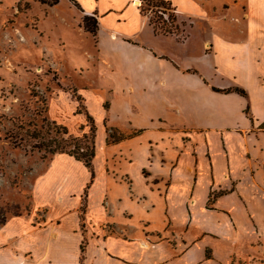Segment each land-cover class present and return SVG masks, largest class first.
<instances>
[{
    "label": "crops",
    "instance_id": "1",
    "mask_svg": "<svg viewBox=\"0 0 264 264\" xmlns=\"http://www.w3.org/2000/svg\"><path fill=\"white\" fill-rule=\"evenodd\" d=\"M63 1L80 17L90 15L96 19L99 51L105 47L117 54V48L131 45L127 55L140 53L134 65L132 59L126 61L131 64V74L135 68L139 73L146 72L144 86L163 88L165 80L151 78L154 61H159L154 69L157 72L162 65L160 59L166 55L153 53L137 37L148 25L155 34L177 37L180 43L187 39L185 30L181 35L155 32L148 16L133 5L134 0H58ZM165 1L171 3L176 16L204 14L200 0ZM238 1L229 0L228 4ZM242 17L246 37L236 43L237 48H227L230 53L242 55L236 73L246 79L242 89L247 95L216 91L203 74L180 71L166 56L167 63L185 81L192 77L198 93L206 96L205 104L196 100L188 103L191 115L181 114L174 122L160 115L142 118L149 125L129 115L121 123L108 118L111 128L135 129L132 137L112 147L124 155V146L138 143L145 160L139 176L134 179L121 171L122 178L109 172L106 151L111 147L104 149L99 144L105 158L104 163L95 162L92 167L86 226L80 224L76 209L81 196H71V207L67 209L66 200L57 195L51 203L53 208L40 221L33 215H21V219H10L0 226V264H264V130L259 128L264 121V0H246ZM128 38L131 43L126 42ZM211 46L210 42L206 53L212 52ZM99 57L102 65L115 69L106 55ZM123 68L119 64V70ZM251 79L257 84L249 83ZM167 101L176 108L175 103ZM129 103L132 105L127 99V106ZM112 106L113 102L110 109ZM247 106L251 113L246 114ZM179 132L191 138L186 145L178 141ZM172 134L174 140L161 139ZM156 137L160 143H155ZM194 141L196 155H191L188 144ZM154 146L159 153L169 146L176 152L174 159H154L150 154ZM127 162L132 159L129 157ZM146 169H150L149 175H144Z\"/></svg>",
    "mask_w": 264,
    "mask_h": 264
},
{
    "label": "rangeland",
    "instance_id": "2",
    "mask_svg": "<svg viewBox=\"0 0 264 264\" xmlns=\"http://www.w3.org/2000/svg\"><path fill=\"white\" fill-rule=\"evenodd\" d=\"M228 3L229 0H200L204 14L180 17L171 3L162 6L157 0H141L138 6L154 24L155 32L169 29L181 35L185 30L188 35L179 43L177 37L155 34L147 25L137 38L153 53L168 56L180 71L200 72L215 85L212 88H245L246 79L236 73L242 55L230 53L227 47L237 48L236 43L246 37L243 33L247 29L242 24L246 0L232 6ZM68 4L58 0H0V226L10 219H21V215H33L40 221L53 208L51 203L57 195L66 200L64 204L69 208L70 197L79 194L81 204L76 209L84 228L90 170L69 153L59 152L56 146L73 148L70 137H75L85 149L93 140V168L95 162L104 163L99 146L111 147L106 151L108 171L122 178L124 171L136 179L145 163L142 149L133 142L123 147L122 155L112 147L115 143L109 136L112 125L108 118L121 123L129 115L149 125L143 120L160 115L174 122L180 120L181 114L191 115L188 103L206 101L205 94L198 93L190 80L192 77L185 81L167 63L166 56L160 59L162 65L156 69V76L154 69L159 61H154L151 70L152 80H165L163 88L144 86L146 72L139 73L135 68L131 74V64L126 63L132 59L134 65L140 53L136 51L130 57L127 54L131 45L125 44L126 48H117L118 53H114L122 57L119 61L105 47L99 51L96 31L91 33L86 27L96 19L90 15L80 17ZM128 21L131 23L132 18ZM192 22L194 26L189 25ZM210 42L212 52L208 54ZM100 54L108 57L115 67L113 71L101 64ZM119 64L124 71L119 70ZM249 83L257 84L253 79ZM127 99L132 105L127 106ZM167 100L178 109L167 105ZM88 116L94 120L93 131ZM133 132L135 129L127 127L118 128L115 134L126 136ZM184 133L179 132L177 139L186 145L191 138ZM174 137L160 138L169 142ZM155 139L160 143L161 139ZM196 144H188L191 155H196ZM156 148L150 153L154 159H174L176 152L169 146L162 153ZM149 170H144V175H149ZM85 241L86 236L82 244Z\"/></svg>",
    "mask_w": 264,
    "mask_h": 264
},
{
    "label": "trees",
    "instance_id": "3",
    "mask_svg": "<svg viewBox=\"0 0 264 264\" xmlns=\"http://www.w3.org/2000/svg\"><path fill=\"white\" fill-rule=\"evenodd\" d=\"M157 2L159 4H161L162 6H165L166 4H169V2L165 1V0H157ZM86 19H88V18H86ZM86 27H87L88 31H90L91 33H94L96 31V28H97V22L95 21L92 24L88 22ZM164 32H163V34H169L171 31L169 29H165ZM214 89L216 91H226V92L234 91V92H236V93H238L240 95H243V96L247 95L245 90L242 89V88H234L233 90H231V89L221 90V89H218V88H214ZM245 112H246V114L249 113V107L248 106L246 107ZM88 118L90 119V122L92 123L91 124V130L93 131V129H94V120H93V118L91 116H88ZM259 128L264 130V121L260 124ZM110 131L111 132H110L109 136L112 139L111 141L113 143L119 142V141H121L123 139H126V138H130L136 133V132H133L131 134H128V135L124 136L122 134H118V135L115 134L116 131H118L117 128H110ZM70 139L74 141L73 148L67 149L65 145L58 144L56 146V149L59 152H67L70 155L74 156L77 160L82 161L84 163V165L91 171V178H93L94 173H93V170H92V160H93V158L95 156L94 141L92 140L90 142V145L85 146V149H84L82 147V145L78 143V139L77 138L70 137ZM53 152H55V151H53Z\"/></svg>",
    "mask_w": 264,
    "mask_h": 264
},
{
    "label": "bare ground",
    "instance_id": "4",
    "mask_svg": "<svg viewBox=\"0 0 264 264\" xmlns=\"http://www.w3.org/2000/svg\"><path fill=\"white\" fill-rule=\"evenodd\" d=\"M139 4H140V0H134V1H133V5H134V6H138Z\"/></svg>",
    "mask_w": 264,
    "mask_h": 264
}]
</instances>
